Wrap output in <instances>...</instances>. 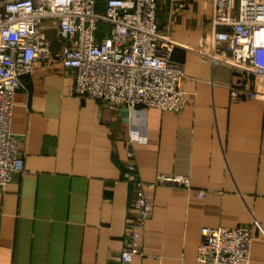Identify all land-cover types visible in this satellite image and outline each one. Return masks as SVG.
I'll return each instance as SVG.
<instances>
[{
    "label": "crops",
    "instance_id": "1",
    "mask_svg": "<svg viewBox=\"0 0 264 264\" xmlns=\"http://www.w3.org/2000/svg\"><path fill=\"white\" fill-rule=\"evenodd\" d=\"M157 2L158 30L184 73L180 112L75 96L72 72L57 63L21 77L10 131L23 173L0 188V264H118L127 149L153 203L132 264H194L203 226H250L249 264H264V99H232L230 86L250 78L202 55L212 46L207 0ZM158 173L191 187L152 185Z\"/></svg>",
    "mask_w": 264,
    "mask_h": 264
},
{
    "label": "built area",
    "instance_id": "2",
    "mask_svg": "<svg viewBox=\"0 0 264 264\" xmlns=\"http://www.w3.org/2000/svg\"><path fill=\"white\" fill-rule=\"evenodd\" d=\"M207 1L212 6V46L202 55L228 64L234 78H250V87L230 86L232 99L241 95L264 99V0ZM157 4V0H0V188L14 174L23 173L10 118L21 77L30 74L35 63H57L71 71L75 96L110 109L143 106L180 112L184 73L171 57L176 43L158 30ZM99 24L105 28L99 29ZM124 166L130 202L118 264H132L153 203L130 149ZM168 182L191 187L187 178L162 173L152 185ZM252 241L250 226H203L194 264H249Z\"/></svg>",
    "mask_w": 264,
    "mask_h": 264
},
{
    "label": "rangeland",
    "instance_id": "3",
    "mask_svg": "<svg viewBox=\"0 0 264 264\" xmlns=\"http://www.w3.org/2000/svg\"><path fill=\"white\" fill-rule=\"evenodd\" d=\"M105 28V26L104 25H102V24H99V29H104Z\"/></svg>",
    "mask_w": 264,
    "mask_h": 264
}]
</instances>
